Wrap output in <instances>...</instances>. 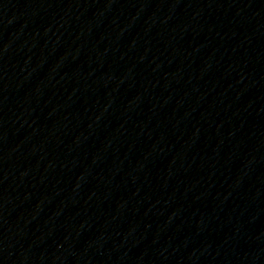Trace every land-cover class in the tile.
I'll list each match as a JSON object with an SVG mask.
<instances>
[{
	"label": "water",
	"instance_id": "1",
	"mask_svg": "<svg viewBox=\"0 0 264 264\" xmlns=\"http://www.w3.org/2000/svg\"><path fill=\"white\" fill-rule=\"evenodd\" d=\"M0 264H264V0H0Z\"/></svg>",
	"mask_w": 264,
	"mask_h": 264
}]
</instances>
